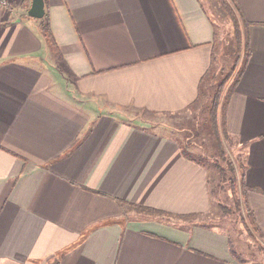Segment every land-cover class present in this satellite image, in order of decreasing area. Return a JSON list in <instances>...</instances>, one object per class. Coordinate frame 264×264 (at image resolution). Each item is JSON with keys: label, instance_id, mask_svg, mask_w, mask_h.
Returning a JSON list of instances; mask_svg holds the SVG:
<instances>
[{"label": "crops", "instance_id": "obj_1", "mask_svg": "<svg viewBox=\"0 0 264 264\" xmlns=\"http://www.w3.org/2000/svg\"><path fill=\"white\" fill-rule=\"evenodd\" d=\"M234 1L250 56L225 126L245 143L264 237V0ZM11 2L0 5V264H237L224 230L168 219L210 209L209 166L135 118L199 97L220 39L206 0H49L60 55L31 0Z\"/></svg>", "mask_w": 264, "mask_h": 264}, {"label": "rangeland", "instance_id": "obj_2", "mask_svg": "<svg viewBox=\"0 0 264 264\" xmlns=\"http://www.w3.org/2000/svg\"><path fill=\"white\" fill-rule=\"evenodd\" d=\"M206 4L209 12L217 22L220 39L215 48L212 67L205 78L199 97L182 111L154 113L140 110L137 111L135 118L146 120L148 125L150 124L157 132L164 131L170 133L173 137H178L181 140L180 145L183 148L192 149L194 156L204 161L213 175V200L209 210L196 217L186 216L185 218H180L169 216L168 219L173 222L186 223L192 218L203 221L208 225L216 226L229 234L237 264H264V237L261 234L258 236L254 231H252L253 235L249 233L246 219H243L235 209L234 194L231 190L230 180L228 177L220 179L214 164L215 160L223 166L226 165V162L218 152L210 130L208 117L213 92L234 62L235 35L233 23L221 8L219 0H206ZM44 37L43 35L42 39L46 44ZM47 49H50L49 45ZM241 59L242 57L240 56L232 77L236 73ZM44 67H49V71L53 68L48 66V64ZM56 74H60V72ZM225 145L229 153L234 152H232L234 157L237 154L242 155L241 151H237L239 147L235 150L227 144ZM238 193L240 195V191ZM242 204L243 201L241 199V206Z\"/></svg>", "mask_w": 264, "mask_h": 264}, {"label": "trees", "instance_id": "obj_3", "mask_svg": "<svg viewBox=\"0 0 264 264\" xmlns=\"http://www.w3.org/2000/svg\"><path fill=\"white\" fill-rule=\"evenodd\" d=\"M48 1L44 0L45 13L41 17V24L43 28V33L46 38L47 44L52 49V51L60 55L58 52V45L55 41L54 35L51 31L50 19L48 13ZM219 4L221 8L224 10L227 17L232 21L234 27V62L232 67L223 77V79L218 83L215 91L213 92L211 99V106L209 111V126L214 139V142L218 148V152L223 160H225L226 165L223 166L218 163L216 160L214 162L220 179H225L228 177L230 180L231 190L234 194V205L235 209L240 213L243 219H246L248 223L247 227L249 229V233L253 235L252 231L255 232L258 236L260 233L258 232L257 226L254 221V214L252 209L248 206L246 202V192L248 186L244 180L246 160L244 155L237 154L234 157V152L229 153L226 149V145L230 146L232 149L239 147L237 151H244L245 143L239 145L238 141L234 138V136L227 130L225 126V110L227 102L231 96V93L239 81V78L242 75L243 69L246 63L249 60L250 56V48H249V40L247 35V22L242 18L240 11L237 7V4L234 0H219ZM242 57L241 63L237 68L236 73L232 77L238 60ZM232 77V79H231ZM231 79L230 83L229 80ZM220 112V117H219ZM183 148V147H182ZM186 150V148H183ZM244 153V152H243ZM242 154V153H241ZM200 160V159H199ZM227 174H229L227 176ZM238 191H240V195H238ZM241 199L243 204L241 206ZM125 203H129L131 206H134L137 209L145 210L148 213L154 214H167L171 215V213H167L166 211L156 209L153 207L136 205L134 203H130L122 200ZM196 214L185 215L187 217L195 216ZM245 222V220H244Z\"/></svg>", "mask_w": 264, "mask_h": 264}, {"label": "water", "instance_id": "obj_4", "mask_svg": "<svg viewBox=\"0 0 264 264\" xmlns=\"http://www.w3.org/2000/svg\"><path fill=\"white\" fill-rule=\"evenodd\" d=\"M27 13L32 17L41 18L45 13L44 0H31Z\"/></svg>", "mask_w": 264, "mask_h": 264}, {"label": "built area", "instance_id": "obj_5", "mask_svg": "<svg viewBox=\"0 0 264 264\" xmlns=\"http://www.w3.org/2000/svg\"><path fill=\"white\" fill-rule=\"evenodd\" d=\"M0 5L5 7V8H8V9H12L13 8L12 3L10 2V0H0Z\"/></svg>", "mask_w": 264, "mask_h": 264}]
</instances>
